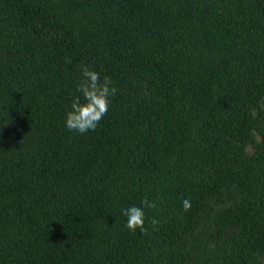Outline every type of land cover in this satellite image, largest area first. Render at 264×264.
Segmentation results:
<instances>
[{
    "label": "trees",
    "instance_id": "trees-1",
    "mask_svg": "<svg viewBox=\"0 0 264 264\" xmlns=\"http://www.w3.org/2000/svg\"><path fill=\"white\" fill-rule=\"evenodd\" d=\"M0 264H264V0H0Z\"/></svg>",
    "mask_w": 264,
    "mask_h": 264
},
{
    "label": "clouds",
    "instance_id": "clouds-1",
    "mask_svg": "<svg viewBox=\"0 0 264 264\" xmlns=\"http://www.w3.org/2000/svg\"><path fill=\"white\" fill-rule=\"evenodd\" d=\"M82 80L77 85V92L83 96L81 102L80 96L73 99L71 110L67 113L66 128L79 133H86L89 130L94 131L108 113L109 97L116 92L111 78L105 76L101 81L100 74L87 65H81ZM183 208L185 211L190 210L191 203L189 199L183 200ZM141 204L143 207L131 206L124 210L123 214L127 217L126 226L132 232L138 228L141 232L146 233L145 212L144 208L156 209L158 207L156 201H150L145 197ZM151 223L156 225L159 223L155 218Z\"/></svg>",
    "mask_w": 264,
    "mask_h": 264
}]
</instances>
